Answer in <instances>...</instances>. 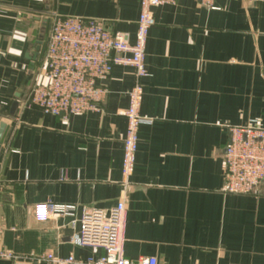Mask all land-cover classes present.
<instances>
[{
  "label": "crops",
  "instance_id": "obj_1",
  "mask_svg": "<svg viewBox=\"0 0 264 264\" xmlns=\"http://www.w3.org/2000/svg\"><path fill=\"white\" fill-rule=\"evenodd\" d=\"M216 5L209 11L198 0H175L153 10L149 77L140 82L146 121L123 183L130 68L115 67L100 83L99 112L61 119L21 103L38 80L51 14L101 21L133 40L140 1L0 0V124L8 128L0 147V250L97 258L101 251L70 243L73 218L37 222L34 206H75L77 219L81 208L107 213L123 201L130 261L264 264V184L257 195L226 194L222 160L230 127L250 120L264 127V0Z\"/></svg>",
  "mask_w": 264,
  "mask_h": 264
},
{
  "label": "built area",
  "instance_id": "obj_2",
  "mask_svg": "<svg viewBox=\"0 0 264 264\" xmlns=\"http://www.w3.org/2000/svg\"><path fill=\"white\" fill-rule=\"evenodd\" d=\"M140 12L131 40L127 33L112 32L101 21L50 15L48 34L38 80L29 88L21 105L35 108L43 115L66 119L69 116L99 112L106 91L100 83L115 67L130 68L135 84L127 92L128 106L122 112L126 120L122 140L121 177L123 183L133 173L138 146V128L146 120L139 114L143 89L141 81L149 77L145 67V46L149 30L154 25L153 10L162 5H174L175 0H139ZM218 0H198L206 10H217ZM149 121V120H147ZM229 138L223 150L225 193L237 196L259 194L264 184V127L256 120L229 128ZM75 206L45 202L34 206L37 222L54 217L73 218L70 243L78 248L101 251L102 255L86 260L55 258L49 253L37 257H20L0 250V260L34 262L36 264H157L154 258L133 262L124 257L123 232L126 212L123 201L107 213L81 208L74 218Z\"/></svg>",
  "mask_w": 264,
  "mask_h": 264
},
{
  "label": "water",
  "instance_id": "obj_3",
  "mask_svg": "<svg viewBox=\"0 0 264 264\" xmlns=\"http://www.w3.org/2000/svg\"><path fill=\"white\" fill-rule=\"evenodd\" d=\"M40 44H41V42L38 41L37 42V45L38 46L36 48V52H38V49H39ZM35 58H36V56H34L33 60H35ZM17 106H18V103L16 101L12 103L11 108H10V111H9V116H13V114H14ZM7 129L8 128H7V126L4 123H1L0 124V147H1L2 143H3L4 138H5Z\"/></svg>",
  "mask_w": 264,
  "mask_h": 264
},
{
  "label": "rangeland",
  "instance_id": "obj_4",
  "mask_svg": "<svg viewBox=\"0 0 264 264\" xmlns=\"http://www.w3.org/2000/svg\"><path fill=\"white\" fill-rule=\"evenodd\" d=\"M46 33H47V30H46ZM46 33L45 34L43 33L44 37L46 36Z\"/></svg>",
  "mask_w": 264,
  "mask_h": 264
}]
</instances>
